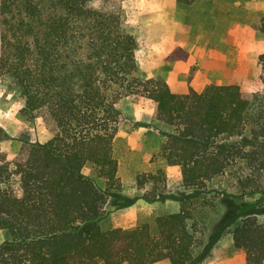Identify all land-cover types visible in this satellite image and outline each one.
Masks as SVG:
<instances>
[{
    "label": "trees",
    "instance_id": "trees-1",
    "mask_svg": "<svg viewBox=\"0 0 264 264\" xmlns=\"http://www.w3.org/2000/svg\"><path fill=\"white\" fill-rule=\"evenodd\" d=\"M123 1L0 0V74L12 78L29 125L15 157L0 153V264H202L220 198L231 206L264 192V94L209 85L177 95L159 77H138ZM259 63L264 90V54ZM126 97L152 105L163 139L156 156L185 194L168 197L177 213L104 230L120 190L113 142ZM37 119L50 133L44 144L33 139ZM166 178L162 169L136 177L138 188L151 186L143 199L165 200ZM260 212L233 210L219 226L245 264H264Z\"/></svg>",
    "mask_w": 264,
    "mask_h": 264
},
{
    "label": "rangeland",
    "instance_id": "rangeland-1",
    "mask_svg": "<svg viewBox=\"0 0 264 264\" xmlns=\"http://www.w3.org/2000/svg\"><path fill=\"white\" fill-rule=\"evenodd\" d=\"M120 14L124 29L136 43L138 77L164 80L159 71V67H163L174 71L175 78L170 82L175 85L171 90L178 95L189 90L201 92L209 85H237L242 92L264 94L259 63V56L264 54V0H124ZM1 32L0 28V35ZM1 51L0 41V56ZM22 108L12 78L0 74V127L8 137L0 143V153L8 159L18 154L19 138L29 129L20 116ZM118 109L121 112L119 132L123 136L115 137L113 156L118 164L117 177L123 183L120 182L119 192L109 199L104 209V217L99 222L104 230L117 229L116 225L125 219L115 214L119 210L117 207L125 202L124 195H135L133 188L143 190V197L150 191V185L136 186V177L140 175L164 170L167 178L159 185V190L164 187L166 193L165 200L148 202L143 199L152 209L139 215L134 227L141 222L152 224L156 216L177 213L179 202L168 197L185 194L178 173L167 169L156 156L163 139L153 119L152 105L126 97L119 101ZM31 129L38 143L44 144L50 139L40 119L34 121ZM95 182L104 188L102 179ZM220 199L223 215L220 212L207 222L209 258L202 264H245L243 254L233 250L230 234L226 230L221 234L219 226L233 210L243 211L246 216L255 211L264 212V192L231 206L227 198ZM261 212L257 219L264 223ZM5 239L0 231V245Z\"/></svg>",
    "mask_w": 264,
    "mask_h": 264
},
{
    "label": "crops",
    "instance_id": "crops-1",
    "mask_svg": "<svg viewBox=\"0 0 264 264\" xmlns=\"http://www.w3.org/2000/svg\"><path fill=\"white\" fill-rule=\"evenodd\" d=\"M159 71H160V73L163 74V79H164L165 83L169 87L170 91L173 93L171 88H173L175 84H171L170 81L172 78H175L174 71L163 69V67L162 68L159 67ZM180 80H182V79H180ZM120 136H123V135H122V133L119 132L116 136V139L120 138ZM128 147H130V145H128ZM130 149H131V147H130ZM129 163H130V161H129ZM120 182L123 183V180H121ZM133 194H135V195H132V196H129V195L125 196L124 195V197H123L124 201L128 202L129 204H128V206L117 210V213H115L117 215L121 214L123 216V218L125 217V219L122 221L121 224L116 225L117 228L128 229V228L134 227L136 220H137V217L139 215L145 214V212H148V211L150 212L152 209L150 207V205L148 203H146L142 198L143 197V190H137V189L133 188ZM154 264H169V262L164 260V261H160V262H157Z\"/></svg>",
    "mask_w": 264,
    "mask_h": 264
}]
</instances>
